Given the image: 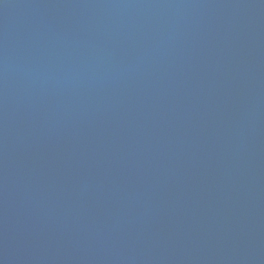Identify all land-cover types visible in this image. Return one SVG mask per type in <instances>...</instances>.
I'll return each instance as SVG.
<instances>
[{"label": "water", "instance_id": "1", "mask_svg": "<svg viewBox=\"0 0 264 264\" xmlns=\"http://www.w3.org/2000/svg\"><path fill=\"white\" fill-rule=\"evenodd\" d=\"M0 264H264V0H0Z\"/></svg>", "mask_w": 264, "mask_h": 264}]
</instances>
